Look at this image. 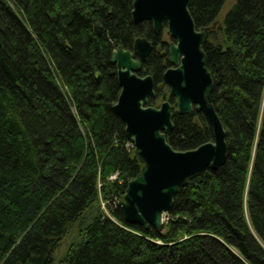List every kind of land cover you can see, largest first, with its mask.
<instances>
[{"label":"trees","instance_id":"1","mask_svg":"<svg viewBox=\"0 0 264 264\" xmlns=\"http://www.w3.org/2000/svg\"><path fill=\"white\" fill-rule=\"evenodd\" d=\"M132 0H0V264H264V0H190L225 131L226 156L176 191L164 227L127 223L117 204L140 169L112 105L110 52L152 43L139 74L162 79L167 42L134 22ZM166 140L212 139L202 111L171 115ZM115 176L110 178V175ZM103 201V208L99 201Z\"/></svg>","mask_w":264,"mask_h":264},{"label":"water","instance_id":"2","mask_svg":"<svg viewBox=\"0 0 264 264\" xmlns=\"http://www.w3.org/2000/svg\"><path fill=\"white\" fill-rule=\"evenodd\" d=\"M189 1H131L134 22L150 21L155 33L165 25L166 34L173 39L168 42L169 65L162 73L173 102L164 99L157 105L148 103V98L155 95L154 80L151 74L138 71L152 48L149 39L139 36L132 49L117 45L110 52L120 86L112 108L123 121L126 137L141 162L117 204L125 222L145 227L150 224L157 230L164 227L163 214L171 208L178 188L206 168H216L226 156L225 131L208 100L213 79L202 48L215 21L196 27ZM173 108L179 113L202 111L211 125L212 139L193 148H173L166 140L173 127Z\"/></svg>","mask_w":264,"mask_h":264},{"label":"rangeland","instance_id":"3","mask_svg":"<svg viewBox=\"0 0 264 264\" xmlns=\"http://www.w3.org/2000/svg\"><path fill=\"white\" fill-rule=\"evenodd\" d=\"M233 2V0H225L220 12H219V16L220 18L224 15L225 11L229 8V6L231 5V3ZM166 28V27H165ZM165 28H163L162 33H161V37L163 40L166 41H170V37L166 34L165 32ZM162 99H157L155 103H153L154 105H157L160 103ZM100 205L103 208V201H99ZM77 237V230L75 229L74 226L70 227L69 231L66 233V235L63 237V239L61 240L60 244L58 245V247L55 250L54 253V259H55V264L58 263V259L59 257H61L64 252L66 251L67 246L69 245V243L72 240H75Z\"/></svg>","mask_w":264,"mask_h":264},{"label":"built area","instance_id":"4","mask_svg":"<svg viewBox=\"0 0 264 264\" xmlns=\"http://www.w3.org/2000/svg\"><path fill=\"white\" fill-rule=\"evenodd\" d=\"M127 145H131V146H133V144H132V142H130L129 144H127ZM115 175L114 174H112V175H110V178H112V177H114ZM118 202V201H117ZM103 204H104V202H103ZM167 219V217H165V213L163 214V220H166Z\"/></svg>","mask_w":264,"mask_h":264},{"label":"flooded vegetation","instance_id":"5","mask_svg":"<svg viewBox=\"0 0 264 264\" xmlns=\"http://www.w3.org/2000/svg\"><path fill=\"white\" fill-rule=\"evenodd\" d=\"M163 28H165V25H163L162 29L160 30L162 32ZM173 40L171 37H170V41ZM166 41V40H165ZM167 42V49H168V42L169 41H166Z\"/></svg>","mask_w":264,"mask_h":264},{"label":"bare ground","instance_id":"6","mask_svg":"<svg viewBox=\"0 0 264 264\" xmlns=\"http://www.w3.org/2000/svg\"><path fill=\"white\" fill-rule=\"evenodd\" d=\"M165 217H167V212L165 213Z\"/></svg>","mask_w":264,"mask_h":264}]
</instances>
